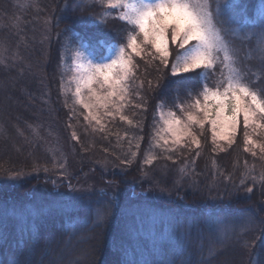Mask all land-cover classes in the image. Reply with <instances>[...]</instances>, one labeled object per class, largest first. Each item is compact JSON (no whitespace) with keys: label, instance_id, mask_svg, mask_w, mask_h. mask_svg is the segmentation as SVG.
<instances>
[{"label":"trees","instance_id":"1","mask_svg":"<svg viewBox=\"0 0 264 264\" xmlns=\"http://www.w3.org/2000/svg\"><path fill=\"white\" fill-rule=\"evenodd\" d=\"M65 1L70 2L48 0L47 6H41L39 3H19V0H0V152H4L8 144L12 147H9L10 153L8 151L0 157V174L5 176L56 165L60 175L71 183L93 173L103 184L113 188L99 189L80 201L47 206L36 215L22 216L19 211L25 209L41 179H26L17 185L0 182V220L5 215L10 218L9 233L19 236L23 231L25 239L31 235L40 244L46 239L54 242L64 236L70 225H84L87 217L82 213H86L98 199H103L107 192L115 201L113 216L107 226L94 230L89 226L77 236L81 241L78 249L80 264H95L98 256L93 254V248L103 251L106 264H143L144 260H151L150 253L158 251L161 243L174 244L182 240L184 229L200 224L205 217L222 216L236 220V233L229 234L227 246L212 264H248V249L241 246L245 241L261 253V264H264V241L256 240L257 232L240 227L246 213L253 215L257 222L264 220V182L259 179L264 172L261 165L264 159L259 152L253 157L243 150V128L239 129L236 142L231 148H226L222 156L217 157L210 152L209 133L205 131L201 136L204 151L198 161L191 155L180 156L179 150L170 154L176 160L175 164L162 156L151 165L145 164V149L149 146L155 124L159 122L158 116L154 122L156 105L164 101L167 109L175 99L174 89H180L183 100L186 96L184 89L193 88V84H172L164 91H149L146 81L154 80L157 72L154 66L149 67L140 61L136 85L141 80L145 84L140 90L142 100L137 101L133 94L132 104L144 103L145 109L131 105L125 109V114L139 126L132 128L117 118L107 123L105 132L93 131L83 119V109L75 106L70 97L59 93L57 65L61 46L65 39L73 44L79 41L87 52L93 53L94 58H99L107 54V42L122 39L124 34L119 31L121 22L112 18L106 25L89 23L91 13L99 12V7L84 12L69 8L62 13ZM236 3H244L251 8L259 4V0H239ZM61 16L65 20L57 27V19ZM43 23L51 25L50 41L46 47L40 37ZM234 26L241 27L242 22ZM66 27L71 28V32L59 35ZM6 47L7 52L4 51ZM13 52L19 59L12 58ZM136 85L133 86L134 91ZM43 91L47 95L41 97L39 94ZM42 118H47V130L57 133L69 145L71 143L73 155L69 154L67 160L59 153L54 155L52 149L50 153L47 146L37 139L38 143L33 140L36 135L32 127L38 125ZM117 133L143 137L140 151L130 164L121 163V159L128 158L129 146L127 138L118 140ZM73 134L77 139H73ZM82 135L86 138L83 139ZM135 142L133 139V144ZM154 152L161 155L159 149ZM53 156H61V160ZM244 160L258 174L255 184L250 178L240 183L241 173L245 171L241 169ZM185 166L188 174L184 178L180 169ZM212 172L216 174L215 178ZM154 186L162 188L167 196L146 198L144 190ZM247 187H253V192L248 193ZM115 191L117 196L113 194ZM126 196L130 202L126 201ZM222 230L231 229L225 225Z\"/></svg>","mask_w":264,"mask_h":264},{"label":"snow or ice","instance_id":"2","mask_svg":"<svg viewBox=\"0 0 264 264\" xmlns=\"http://www.w3.org/2000/svg\"><path fill=\"white\" fill-rule=\"evenodd\" d=\"M95 7L100 11L91 13L90 24L106 25L112 18L121 22L119 31L124 35L122 39L107 42V54L99 58H94L92 52L81 51L79 46L74 50L70 77L75 86L73 103L83 109V119L93 131L105 132L107 123L117 118L132 128L139 126L125 114V109L129 105L145 109L144 103L132 104L133 94L137 101L142 100L140 90L145 81L136 85V80L138 61H144L157 72L154 80L146 81L149 91H164L169 85L186 83H192L195 89L185 88L183 100L180 89H174L175 99L167 105V110L164 101L156 105L154 122L156 116L159 122L145 149V164L151 165L161 156L175 164L170 154L180 149H199L205 131L211 134L214 150L224 152L225 145L231 148L236 142L241 127L243 150L255 157V150L259 149L264 158V143L252 139L260 134L258 130L264 131V0L251 8L235 0H70L61 11L65 13L71 8L84 12ZM64 20V16L58 18L56 26ZM238 22L242 26L233 27ZM69 32L71 28L66 27L59 35ZM61 47L57 70L60 94L64 95L67 39ZM11 56L19 59L15 52ZM32 131L36 133L35 128ZM117 137L119 141L127 138L128 158L121 159V163L130 164L140 151L143 137L128 133H117ZM73 139H77L75 134ZM155 149L161 155L155 154ZM180 171L185 173L186 166ZM251 171L246 164L241 184L249 178L255 184L257 177L250 175ZM259 179L264 182V172ZM245 190L252 193L253 187ZM115 206V201L105 192L103 199L82 213L87 217L84 225L72 224L63 237L54 242L46 239L43 244L31 235L25 239L23 231L19 236L10 234V218L5 215L0 220V264H80L81 241L77 236L89 226L92 230L107 226ZM225 225L235 235L234 218L205 217L200 224L184 229L182 240L161 243L158 251L150 253L151 260L146 259L143 264H212L227 246L229 232L220 231ZM240 227L257 232L256 240L264 241V220L257 222L246 213ZM241 246L248 249V264H261V253L254 246L247 241ZM92 252L98 256L95 264H106L102 250L93 248Z\"/></svg>","mask_w":264,"mask_h":264},{"label":"rangeland","instance_id":"3","mask_svg":"<svg viewBox=\"0 0 264 264\" xmlns=\"http://www.w3.org/2000/svg\"><path fill=\"white\" fill-rule=\"evenodd\" d=\"M239 1V0H235ZM24 3V4H30V3H39L41 6L48 4V0H19V3ZM67 2L65 1L62 5V7L66 4ZM47 6V5H45ZM39 9L37 6L36 9ZM37 9V10H38ZM62 9V8H61ZM43 26H40L41 29V42L44 43L45 47L48 45L50 41V29L51 25L48 23L47 25L45 23L42 24ZM235 28H239L240 26H234ZM68 47L67 49L64 50V71L66 72V75L64 76V95L65 97H70L72 102H73V97H72V91H74V84L70 82V77H71V61L74 58V50L76 47H80L81 51H84L88 53L85 49V46L82 44H73V43H67ZM46 49V48H45ZM46 51V50H45ZM45 51L43 53H45ZM140 62V61H138ZM37 71V70H36ZM143 72L145 73L146 70L143 69ZM37 73V72H36ZM144 74H142L143 76ZM36 77V76H35ZM61 84V80H59V86ZM49 93V91H48ZM60 93V90H59ZM41 97L47 95L46 91H43L39 94ZM1 100V98H0ZM167 110V109H165ZM46 114V112H44ZM159 118V117H158ZM47 118H42L40 120V123L38 125H35L33 128L36 129V133H34L36 136H33V140H35L37 143L40 141L43 145L45 144L47 149L50 152V149H52L55 154L58 155L59 153L65 160L68 159L69 154L73 155V148L68 143L65 142V140L61 139V137L55 133V132H50L47 130L48 124L46 122ZM260 132L259 135H253L252 139L256 141L257 143H264V131L258 130ZM33 132V131H32ZM209 133V134H208ZM208 138H209V149L212 154L217 155H224L225 152H220L219 150H214L213 144L211 143V134L210 132H207ZM83 139H85V135H82ZM85 137V138H84ZM38 141H37V140ZM202 137H200L201 140V147L199 149H192L189 151L188 149H180V156L182 157H194V160L198 161V159L201 157V153L204 151V142L202 143ZM222 143V142H221ZM67 145L69 146V152L66 153ZM9 147L11 145H6L4 152H0V157L4 156L5 154L8 153ZM250 147V146H249ZM225 148L227 146L225 145ZM206 150V148H205ZM256 152H259V149L255 150ZM196 152H199V156H196ZM10 153V151H9ZM51 153V152H50ZM260 153V152H259ZM61 156H53L55 158H59L61 160ZM199 157V158H198ZM218 157V156H217ZM262 157V156H261ZM17 161L18 158L15 157ZM264 159V158H263ZM193 164V163H191ZM244 164V165H243ZM249 165L245 160L242 162V168L245 169V165ZM262 171L264 170V164H261ZM58 167L55 166H43L39 170H26L22 171L19 173L15 174H9V175H1L0 174V182L2 184H13L17 185L23 181H26V179H41L40 182L36 184V188L34 190V195H32L31 198H29L26 203L25 209L22 211H19L20 215L25 216V215H36L39 212H41L43 209H45L47 206H54V205H60V204H69L75 201H80L82 197L95 193L97 191H100L99 189L102 190H108L111 189L112 185L106 186L99 180V178L91 173L84 175L83 177H80L76 182L71 183L67 180V178L62 177L60 169H57ZM252 171L250 175H255L256 177L258 176L256 170L252 169L250 166H248ZM208 171V170H207ZM261 171V169H260ZM187 172V170H186ZM215 172V171H214ZM212 172V176L215 178L216 174ZM217 172V170H216ZM188 174V173H187ZM186 173H182V177L187 176ZM218 177V174H217ZM183 178V179H184ZM246 180V179H245ZM71 185V188L69 187ZM113 188V186H112ZM146 195V198H159V197H165L167 196L165 191H163L162 188L159 187H152L150 189H145L143 192ZM114 196H117V191H115ZM223 194V193H222ZM221 195V194H220ZM222 196L220 197V199ZM126 201L130 202L129 197L126 196ZM229 234L231 235V230H227ZM224 231L222 230L221 233ZM229 236V235H228ZM230 238V237H229Z\"/></svg>","mask_w":264,"mask_h":264}]
</instances>
